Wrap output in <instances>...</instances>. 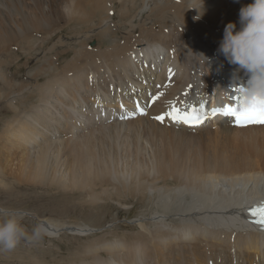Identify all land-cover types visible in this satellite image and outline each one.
I'll list each match as a JSON object with an SVG mask.
<instances>
[{
    "label": "bare ground",
    "instance_id": "6f19581e",
    "mask_svg": "<svg viewBox=\"0 0 264 264\" xmlns=\"http://www.w3.org/2000/svg\"><path fill=\"white\" fill-rule=\"evenodd\" d=\"M10 1L0 54L12 44L26 60L40 54L33 86L15 85L0 66L16 111L0 135V171L16 160L32 184L69 186L91 200L122 191L151 210L128 234L77 231L86 242L53 264H264V229L243 220L264 199V125L210 113L234 105V89L251 75L217 49L252 0ZM33 93L28 108L15 105ZM173 106L207 115L196 126L177 123ZM121 151L144 152L148 162L119 169Z\"/></svg>",
    "mask_w": 264,
    "mask_h": 264
},
{
    "label": "rangeland",
    "instance_id": "374dc122",
    "mask_svg": "<svg viewBox=\"0 0 264 264\" xmlns=\"http://www.w3.org/2000/svg\"><path fill=\"white\" fill-rule=\"evenodd\" d=\"M0 2L5 3L0 7V19L5 22L8 19L3 13V7L9 9L12 2L10 0H0ZM15 3L17 4L16 1ZM32 4L29 1L27 3V5ZM112 41L110 38H105L106 43ZM11 47V54L8 55V52L0 54L1 71L5 72L14 83L16 81L15 85L22 82L33 86V73L38 65L35 57L40 53H33L29 60H26V56L17 48L19 46L12 44ZM7 60L10 63L7 64ZM6 91L8 89L0 81V135L4 124L16 114V111L6 101ZM34 95L35 93L31 97ZM31 97L26 101L18 100L14 103L19 109L28 108V105L35 102L36 96ZM10 157L14 158L13 154ZM133 160L134 164L136 162L141 164L146 162L147 164L148 156L144 152L134 153V156L133 154L128 156L125 151L114 154V163L122 170L126 169ZM16 163L17 161L14 160L12 165L7 167V173L0 171V211L14 212L22 217L21 223L29 236H31L32 229L38 224V219L48 221L59 231L47 232L38 240H21L12 252H0V264H53L57 259H66L74 252L75 248H79L86 242L85 236H80L77 231L93 228L92 230H97L93 233L115 231L121 235L128 234L138 229L134 223L130 222L143 216L146 217L151 212L147 202L138 198L134 199L122 191H119L118 195L110 192L111 196H103L101 200H91L88 198L87 191L72 189L69 186L63 188L56 185L32 184L20 178V172L17 169L18 163ZM96 188L97 190L101 189ZM108 190L110 191V187ZM65 227L69 228V231H62ZM93 233L89 235L91 236ZM37 259L39 261H33Z\"/></svg>",
    "mask_w": 264,
    "mask_h": 264
},
{
    "label": "clouds",
    "instance_id": "9594fccd",
    "mask_svg": "<svg viewBox=\"0 0 264 264\" xmlns=\"http://www.w3.org/2000/svg\"><path fill=\"white\" fill-rule=\"evenodd\" d=\"M238 22L239 30L233 22L225 25L217 51L230 64L251 74L249 85L242 93L248 104L257 97H264V0H252L242 6ZM0 217V252H12L21 240H38L47 234L45 226L37 224L29 236L21 223L22 217L14 212L0 211Z\"/></svg>",
    "mask_w": 264,
    "mask_h": 264
},
{
    "label": "snow or ice",
    "instance_id": "6c2138e0",
    "mask_svg": "<svg viewBox=\"0 0 264 264\" xmlns=\"http://www.w3.org/2000/svg\"><path fill=\"white\" fill-rule=\"evenodd\" d=\"M234 91L243 93L244 89L239 88L234 89ZM141 113L143 114V110H141ZM217 114L234 118V122L238 126H244L248 124L264 125V99L255 98L250 104L241 102L238 105L226 104L222 108H213L211 115L216 116ZM169 115L177 123L196 126L203 123L207 114H199L196 109L181 113L180 109L173 106L172 112ZM164 118L165 117L163 115L155 117V119L160 122H163ZM251 214L254 217H257L255 222L259 224L262 229H264V204H261L259 208L252 209Z\"/></svg>",
    "mask_w": 264,
    "mask_h": 264
}]
</instances>
